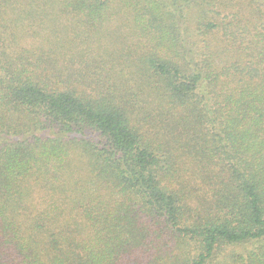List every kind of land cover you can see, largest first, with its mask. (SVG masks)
<instances>
[{
  "label": "trees",
  "instance_id": "1",
  "mask_svg": "<svg viewBox=\"0 0 264 264\" xmlns=\"http://www.w3.org/2000/svg\"><path fill=\"white\" fill-rule=\"evenodd\" d=\"M0 264H264V0H0Z\"/></svg>",
  "mask_w": 264,
  "mask_h": 264
}]
</instances>
